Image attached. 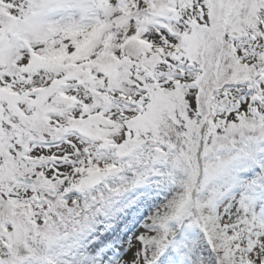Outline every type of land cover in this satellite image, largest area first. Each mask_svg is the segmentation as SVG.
<instances>
[{"label":"snow or ice","instance_id":"1","mask_svg":"<svg viewBox=\"0 0 264 264\" xmlns=\"http://www.w3.org/2000/svg\"><path fill=\"white\" fill-rule=\"evenodd\" d=\"M151 178L124 264H264V0H0V264Z\"/></svg>","mask_w":264,"mask_h":264},{"label":"trees","instance_id":"2","mask_svg":"<svg viewBox=\"0 0 264 264\" xmlns=\"http://www.w3.org/2000/svg\"><path fill=\"white\" fill-rule=\"evenodd\" d=\"M167 195L155 178H151L148 182L116 197L109 207L93 220V225L87 233L89 234L87 237L91 235L93 239L83 237L78 246L68 251V264H79V260L85 254L89 258V264H93L103 250L120 241L123 231L129 230L133 223L146 219V215L142 213L144 208L148 207L152 211V214L148 213L149 219L156 210V200L158 198L165 200ZM126 208H129V213L125 212ZM115 223H118L117 227H113Z\"/></svg>","mask_w":264,"mask_h":264},{"label":"rangeland","instance_id":"3","mask_svg":"<svg viewBox=\"0 0 264 264\" xmlns=\"http://www.w3.org/2000/svg\"><path fill=\"white\" fill-rule=\"evenodd\" d=\"M162 203V200H158L155 202L157 206H160ZM160 204V205H159ZM148 208V207H147ZM144 208L142 212L144 215L148 213V209ZM127 210V208H126ZM148 220L146 221H140L137 224H132L131 225V230L125 231L124 236L122 235L120 240L121 242H117L116 245L111 246L108 249H105L101 252L100 257L97 258L93 264H124V261L126 257L129 255L130 249L134 246V241L138 233L143 231L144 229V224L147 223ZM93 225V223H92ZM91 225V226H92ZM116 226V224H115ZM89 234H86L84 236L85 239H93V237L90 235L87 237ZM90 244V243H88ZM72 249V247L69 249V251ZM86 253V252H84Z\"/></svg>","mask_w":264,"mask_h":264}]
</instances>
